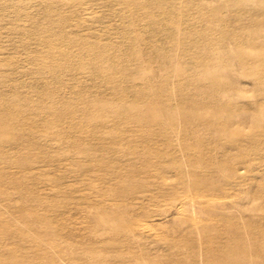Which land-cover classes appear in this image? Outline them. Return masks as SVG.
Instances as JSON below:
<instances>
[{"label": "rangeland", "instance_id": "374dc122", "mask_svg": "<svg viewBox=\"0 0 264 264\" xmlns=\"http://www.w3.org/2000/svg\"><path fill=\"white\" fill-rule=\"evenodd\" d=\"M0 264H264V0H0Z\"/></svg>", "mask_w": 264, "mask_h": 264}]
</instances>
